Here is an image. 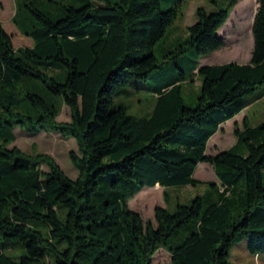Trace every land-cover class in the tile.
<instances>
[{"label":"trees","instance_id":"obj_1","mask_svg":"<svg viewBox=\"0 0 264 264\" xmlns=\"http://www.w3.org/2000/svg\"><path fill=\"white\" fill-rule=\"evenodd\" d=\"M14 1L16 26L19 6L29 11L18 28L32 46L14 48L0 21V264H152L160 247L172 264H230L228 251L242 238L249 253L264 252V123L244 121L232 146L206 154L211 136L264 82V0H256L247 63L199 64L223 46L217 31L239 0L212 12L198 7L173 55L195 49L187 67L201 77L195 105L183 104L186 72L175 67L154 86L155 104L143 117L112 107V94L157 70L153 46L186 0L165 9L160 0H93L61 5L55 19L35 0ZM62 105L68 121L57 120ZM14 127L73 138L76 178L47 154L9 147ZM200 162L218 182H206L189 204L177 202L173 212L156 206L154 223L128 207L143 187L199 183L193 173ZM184 227L177 242H165Z\"/></svg>","mask_w":264,"mask_h":264},{"label":"rangeland","instance_id":"obj_2","mask_svg":"<svg viewBox=\"0 0 264 264\" xmlns=\"http://www.w3.org/2000/svg\"><path fill=\"white\" fill-rule=\"evenodd\" d=\"M91 2L93 0H35L34 5L47 16L55 19L62 15L61 5H71L74 7ZM171 0H160V8L165 9ZM227 0H186L182 7L181 14L169 25L163 35L155 42L153 54L160 64L156 71L146 79L131 78L128 83L112 94V107L122 105L128 114L136 117H143L150 114L155 104L156 97L153 88L161 79H168L174 74L175 67L185 70L186 79L181 82L180 96L183 104L193 107L196 97L200 91L201 77L196 72L188 74L187 67L195 59L192 54L194 48L188 47L184 54H178L179 41H182L187 34V26L197 19L195 11L198 7H203L206 12L216 11L224 8ZM256 0H239L231 9L227 21L222 25L220 36L224 44L218 50L200 58L199 64H221L227 62L247 63L250 60L252 49L251 26L255 14ZM22 12L18 11L16 19L20 26H16L12 20L16 10L14 0H0V21L3 28L11 34V41L14 48L31 47L30 37L19 33V28L23 29L26 21L25 14L28 9L21 5ZM186 55L185 58L182 57ZM192 58V59H190ZM35 90L45 97V90L41 82L37 83ZM247 106L233 119L222 124L221 130L216 132L208 140L206 154L214 155L219 151L229 148L235 143V129H242L244 121L250 126L264 123V82L251 94L244 96ZM70 118L69 108L62 105L58 121H68ZM14 142L9 145L16 146L28 154L43 153L52 157L63 172L70 178H76L77 170L69 160V152H77V146L73 138L64 137L55 132L40 131L28 134L19 127L12 129ZM46 170L45 165H41ZM193 176L200 180L195 185L170 186L166 189L160 186L143 187L133 198L128 200V207L139 213L143 221L154 223V209L156 206L166 207L169 212H173L176 203L189 204L190 199L195 195H202L207 188L206 182L217 183L213 168L206 162H200ZM188 228L184 227L176 231L172 236L167 237L165 242H177L180 237L186 234ZM246 238L236 240L228 251L227 260L230 264H264V252L254 255L246 249ZM11 251V250H10ZM21 252V249L13 251L14 255ZM152 264H172L169 252L160 247L153 255Z\"/></svg>","mask_w":264,"mask_h":264},{"label":"crops","instance_id":"obj_3","mask_svg":"<svg viewBox=\"0 0 264 264\" xmlns=\"http://www.w3.org/2000/svg\"><path fill=\"white\" fill-rule=\"evenodd\" d=\"M223 26H221L219 29H218V31H217V33L220 35V30H221V28H222ZM257 255V254H256Z\"/></svg>","mask_w":264,"mask_h":264},{"label":"water","instance_id":"obj_4","mask_svg":"<svg viewBox=\"0 0 264 264\" xmlns=\"http://www.w3.org/2000/svg\"><path fill=\"white\" fill-rule=\"evenodd\" d=\"M258 6H259V4L257 3V6H256V9H255V12H256V10H257Z\"/></svg>","mask_w":264,"mask_h":264}]
</instances>
